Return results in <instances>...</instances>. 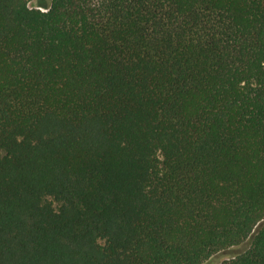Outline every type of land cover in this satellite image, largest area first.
<instances>
[{
	"label": "trees",
	"instance_id": "16d2710c",
	"mask_svg": "<svg viewBox=\"0 0 264 264\" xmlns=\"http://www.w3.org/2000/svg\"><path fill=\"white\" fill-rule=\"evenodd\" d=\"M0 0V264H264V0Z\"/></svg>",
	"mask_w": 264,
	"mask_h": 264
},
{
	"label": "rangeland",
	"instance_id": "374dc122",
	"mask_svg": "<svg viewBox=\"0 0 264 264\" xmlns=\"http://www.w3.org/2000/svg\"><path fill=\"white\" fill-rule=\"evenodd\" d=\"M52 0H33L30 6L33 8H40L44 11L47 10V6L51 5ZM247 246V243L241 247L231 249L213 256L205 264H220L222 261L229 259L233 254L242 251Z\"/></svg>",
	"mask_w": 264,
	"mask_h": 264
}]
</instances>
